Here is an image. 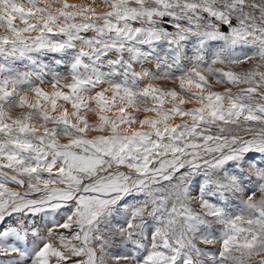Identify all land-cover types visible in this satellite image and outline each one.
Wrapping results in <instances>:
<instances>
[{"label": "snow or ice", "instance_id": "snow-or-ice-1", "mask_svg": "<svg viewBox=\"0 0 264 264\" xmlns=\"http://www.w3.org/2000/svg\"><path fill=\"white\" fill-rule=\"evenodd\" d=\"M0 264H264V0H0Z\"/></svg>", "mask_w": 264, "mask_h": 264}, {"label": "rangeland", "instance_id": "rangeland-1", "mask_svg": "<svg viewBox=\"0 0 264 264\" xmlns=\"http://www.w3.org/2000/svg\"><path fill=\"white\" fill-rule=\"evenodd\" d=\"M70 3H81V2H85V0H69ZM97 3H99V0H97ZM98 10H103V9H98ZM88 35H91V33H89ZM113 58H115L113 56ZM127 59V56L125 57ZM45 61L47 62L48 58L45 57L44 58ZM24 63H27L26 61ZM22 71H26L28 69L24 68L23 64H18L17 65ZM134 67H136V69L139 71L140 68H139V65H134ZM145 67L148 68V69H151L153 71H155V65H154V62H149L147 64H145ZM216 67H224L223 65H216ZM244 67H247V65H245ZM58 71H61V72H66L67 71V68L66 67H61V68H58L57 69ZM225 70H227V68H225ZM147 81L143 82V83H146ZM161 87H165V88H171V87H174L176 86L172 81H168V80H161L159 82H157ZM223 85H220V86H217V90H222L223 89ZM241 87H246V85H241ZM46 90H50V88H46ZM238 89L236 87H233V91H237ZM189 107H195L197 105L195 104H191V105H188ZM166 107H170L169 105H166ZM129 111H132L131 109ZM108 115H112V113H108ZM143 115H149V116H154V113H141V116ZM184 119H187V118H184ZM176 123H180L181 122V118H177ZM126 170V169H125Z\"/></svg>", "mask_w": 264, "mask_h": 264}]
</instances>
